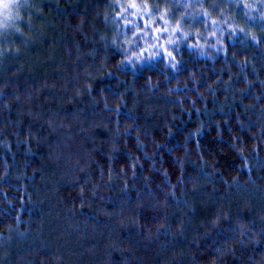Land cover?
Returning a JSON list of instances; mask_svg holds the SVG:
<instances>
[{"label":"trees","instance_id":"obj_1","mask_svg":"<svg viewBox=\"0 0 264 264\" xmlns=\"http://www.w3.org/2000/svg\"><path fill=\"white\" fill-rule=\"evenodd\" d=\"M18 2L0 264H264V0Z\"/></svg>","mask_w":264,"mask_h":264},{"label":"rangeland","instance_id":"obj_2","mask_svg":"<svg viewBox=\"0 0 264 264\" xmlns=\"http://www.w3.org/2000/svg\"><path fill=\"white\" fill-rule=\"evenodd\" d=\"M18 0H0V25L3 26L7 23H9L11 15L14 13V9L16 5L18 4ZM7 5V7H5Z\"/></svg>","mask_w":264,"mask_h":264},{"label":"clouds","instance_id":"obj_3","mask_svg":"<svg viewBox=\"0 0 264 264\" xmlns=\"http://www.w3.org/2000/svg\"><path fill=\"white\" fill-rule=\"evenodd\" d=\"M116 2H119V0H116ZM127 6L128 7H135V5L131 2V0H129ZM5 7H7V5ZM32 7H33V5H32ZM169 42H171V41H169ZM126 43H131V41H126Z\"/></svg>","mask_w":264,"mask_h":264},{"label":"snow or ice","instance_id":"obj_4","mask_svg":"<svg viewBox=\"0 0 264 264\" xmlns=\"http://www.w3.org/2000/svg\"><path fill=\"white\" fill-rule=\"evenodd\" d=\"M169 55H171V54H169Z\"/></svg>","mask_w":264,"mask_h":264}]
</instances>
